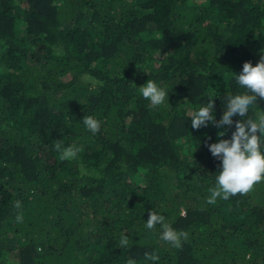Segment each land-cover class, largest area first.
I'll return each mask as SVG.
<instances>
[{
  "label": "trees",
  "instance_id": "1",
  "mask_svg": "<svg viewBox=\"0 0 264 264\" xmlns=\"http://www.w3.org/2000/svg\"><path fill=\"white\" fill-rule=\"evenodd\" d=\"M262 56L264 0H0V264H264V179L208 204L220 129L189 114Z\"/></svg>",
  "mask_w": 264,
  "mask_h": 264
},
{
  "label": "clouds",
  "instance_id": "2",
  "mask_svg": "<svg viewBox=\"0 0 264 264\" xmlns=\"http://www.w3.org/2000/svg\"><path fill=\"white\" fill-rule=\"evenodd\" d=\"M232 74L235 83L244 92L225 98L226 109L219 120L215 118L214 103L211 101L189 111L192 129L199 130L209 124L220 129L217 134L218 142L207 145L211 155L220 161L221 169L216 176V187L211 190L207 200L208 204L215 203L217 198L227 200L231 196L247 193L254 184L264 179V111L257 107L258 99L264 100V56L255 66L251 62H245L238 75ZM140 91L143 98L154 107L168 102V93L152 80H148ZM253 108L258 110L255 119L249 116ZM234 117L240 118L235 124ZM83 122L92 133L100 128V122L91 116L85 117ZM233 125L235 130L231 133V138L220 139L226 135V129ZM56 148L62 151L63 160L76 156V150L71 147L61 148L60 142L56 143ZM165 219V216L152 211L145 227L151 230L156 225H161L162 239L179 247L181 237H186L187 234L166 225ZM123 243L127 244V238Z\"/></svg>",
  "mask_w": 264,
  "mask_h": 264
}]
</instances>
